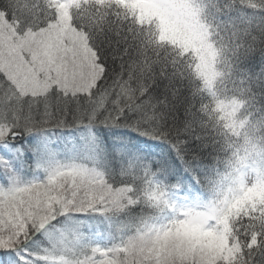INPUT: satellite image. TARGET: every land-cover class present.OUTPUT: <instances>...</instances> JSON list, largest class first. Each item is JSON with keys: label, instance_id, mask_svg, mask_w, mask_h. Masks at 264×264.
I'll list each match as a JSON object with an SVG mask.
<instances>
[{"label": "snow or ice", "instance_id": "1", "mask_svg": "<svg viewBox=\"0 0 264 264\" xmlns=\"http://www.w3.org/2000/svg\"><path fill=\"white\" fill-rule=\"evenodd\" d=\"M0 264H264V0H0Z\"/></svg>", "mask_w": 264, "mask_h": 264}]
</instances>
